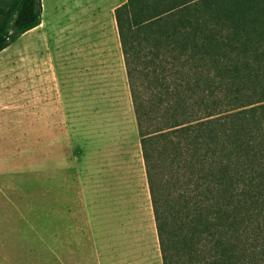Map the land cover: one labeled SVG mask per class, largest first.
Segmentation results:
<instances>
[{
  "label": "rangeland",
  "instance_id": "rangeland-1",
  "mask_svg": "<svg viewBox=\"0 0 264 264\" xmlns=\"http://www.w3.org/2000/svg\"><path fill=\"white\" fill-rule=\"evenodd\" d=\"M127 2L42 0L38 29L0 53V264H163L116 21Z\"/></svg>",
  "mask_w": 264,
  "mask_h": 264
},
{
  "label": "trees",
  "instance_id": "trees-1",
  "mask_svg": "<svg viewBox=\"0 0 264 264\" xmlns=\"http://www.w3.org/2000/svg\"><path fill=\"white\" fill-rule=\"evenodd\" d=\"M116 21L163 264H251L248 237L264 247V0H128ZM41 23L42 0L0 6V53Z\"/></svg>",
  "mask_w": 264,
  "mask_h": 264
},
{
  "label": "crops",
  "instance_id": "crops-1",
  "mask_svg": "<svg viewBox=\"0 0 264 264\" xmlns=\"http://www.w3.org/2000/svg\"><path fill=\"white\" fill-rule=\"evenodd\" d=\"M38 29V28H37Z\"/></svg>",
  "mask_w": 264,
  "mask_h": 264
}]
</instances>
